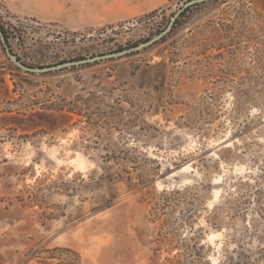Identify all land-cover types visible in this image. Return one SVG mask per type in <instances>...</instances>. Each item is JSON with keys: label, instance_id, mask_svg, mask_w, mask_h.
I'll list each match as a JSON object with an SVG mask.
<instances>
[{"label": "rangeland", "instance_id": "1", "mask_svg": "<svg viewBox=\"0 0 264 264\" xmlns=\"http://www.w3.org/2000/svg\"><path fill=\"white\" fill-rule=\"evenodd\" d=\"M0 22V264H264V0Z\"/></svg>", "mask_w": 264, "mask_h": 264}, {"label": "trees", "instance_id": "2", "mask_svg": "<svg viewBox=\"0 0 264 264\" xmlns=\"http://www.w3.org/2000/svg\"><path fill=\"white\" fill-rule=\"evenodd\" d=\"M184 14H185V11L181 14L182 16H180V17L183 18ZM180 22H181V20H179V18L175 19V21L169 23L163 30L157 32V36L158 35H162L164 32H166V29L168 27H170V28H169V30L167 32V35L171 34L176 29V27L179 25ZM10 35L11 34H9L8 30H6L4 28V26L0 22V40H1V46H2V48H3V50L5 52H6V50H8L9 53H10V51H9V48H10V46H9V39L11 38ZM147 41H149V40H147ZM73 63H75V62H73Z\"/></svg>", "mask_w": 264, "mask_h": 264}, {"label": "water", "instance_id": "3", "mask_svg": "<svg viewBox=\"0 0 264 264\" xmlns=\"http://www.w3.org/2000/svg\"><path fill=\"white\" fill-rule=\"evenodd\" d=\"M170 28V27H169ZM168 31V30H167ZM6 52H7V54H8V56L11 58V59H13V57L11 56V54L8 52V50H6ZM109 56H111V55H109ZM112 56H114V55H112ZM105 57H107V56H105ZM104 56H102V57H98V58H93V59H90V60H88V61H94V60H97V59H102V58H105ZM77 63H83V61H81V62H75V63H69L70 65H74V64H77ZM51 68H48V70H50Z\"/></svg>", "mask_w": 264, "mask_h": 264}]
</instances>
